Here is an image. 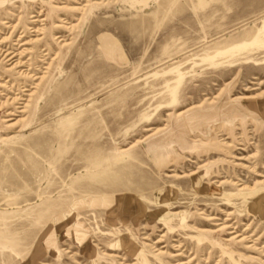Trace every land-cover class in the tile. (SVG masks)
Returning a JSON list of instances; mask_svg holds the SVG:
<instances>
[{"label": "rangeland", "instance_id": "374dc122", "mask_svg": "<svg viewBox=\"0 0 264 264\" xmlns=\"http://www.w3.org/2000/svg\"><path fill=\"white\" fill-rule=\"evenodd\" d=\"M0 44V264H264V0H0Z\"/></svg>", "mask_w": 264, "mask_h": 264}, {"label": "bare ground", "instance_id": "6f19581e", "mask_svg": "<svg viewBox=\"0 0 264 264\" xmlns=\"http://www.w3.org/2000/svg\"><path fill=\"white\" fill-rule=\"evenodd\" d=\"M108 45V44H106ZM110 47V45H108ZM23 53V50L22 51H17V49H3L2 45L0 44V55H2L3 58L7 59L8 61V57H9V60H11L13 57H16V56H19ZM21 64V61H17L14 65H20ZM8 115H11L10 113H8ZM11 120V119H9Z\"/></svg>", "mask_w": 264, "mask_h": 264}, {"label": "crops", "instance_id": "0c3cea01", "mask_svg": "<svg viewBox=\"0 0 264 264\" xmlns=\"http://www.w3.org/2000/svg\"><path fill=\"white\" fill-rule=\"evenodd\" d=\"M105 42H108V45H110L109 41H107L106 39L103 41V43H105ZM117 207H118L117 212H119V207H120L121 209L123 208V207L121 206V204H118ZM126 208H127V207H124V208L122 209V211H125V210L128 209V208H127V209H126Z\"/></svg>", "mask_w": 264, "mask_h": 264}]
</instances>
